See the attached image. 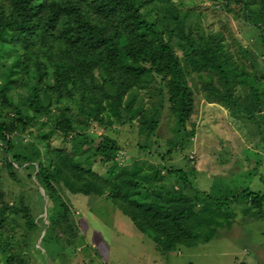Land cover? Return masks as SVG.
I'll return each instance as SVG.
<instances>
[{
	"label": "trees",
	"instance_id": "1",
	"mask_svg": "<svg viewBox=\"0 0 264 264\" xmlns=\"http://www.w3.org/2000/svg\"><path fill=\"white\" fill-rule=\"evenodd\" d=\"M209 1L257 27L264 46V0ZM196 9L183 0H0V169L13 177L27 172L45 194L38 218L25 198L9 201L0 187V264H43L42 250L53 259L74 242L78 225L62 189L110 199L166 254L230 228L239 198L244 214L264 219V192L215 195L193 185L194 165L165 164L195 134L194 124L186 128L192 74L207 102L226 108L238 109L236 87H248L246 113L264 117V69L258 75L238 65L224 36L207 32ZM166 106L179 137L157 164H121L114 138L88 135L93 124H138L148 139ZM55 134L63 145L51 144ZM95 163L108 166L104 174Z\"/></svg>",
	"mask_w": 264,
	"mask_h": 264
},
{
	"label": "rangeland",
	"instance_id": "2",
	"mask_svg": "<svg viewBox=\"0 0 264 264\" xmlns=\"http://www.w3.org/2000/svg\"><path fill=\"white\" fill-rule=\"evenodd\" d=\"M186 7L197 8L200 20L209 33L219 32L224 36L226 49L238 65L249 71L264 69L263 37L250 24L237 20L213 6L209 0H183ZM249 50V55L242 50ZM262 60V61H261ZM188 83L194 93V111L186 128L194 124L195 134L190 144L177 150L165 159L167 166H195L193 185L215 195L229 197L241 190L264 192V117L245 111L244 95L248 87L237 86L239 95L237 108H226L217 103H209L201 90V81L192 74ZM151 98L147 101H154ZM264 115V106L260 111ZM175 119L167 106L162 111L159 127L148 139L139 133L138 124L113 125L103 130L96 124L88 132L95 137L107 133L120 146L118 162L131 164L133 161L160 162L158 153H164L169 141L179 135L173 130ZM41 127L33 126L34 131ZM25 141V138H24ZM50 142L54 146L63 145L55 134ZM140 145H148L147 150ZM1 162V161H0ZM193 163V164H190ZM107 165L94 164L101 174ZM178 185L175 180L171 181ZM0 187L7 192V200L25 198L36 216H45V206L39 208L37 201L43 190L27 172L19 171L11 176L6 169H0ZM62 197L73 211L78 225V236L57 256L37 258L43 264H264V219H255L244 214L246 204L243 198L233 204L235 217L230 228L218 229V234L207 243L196 246H182L176 251L162 253L154 243L135 228L131 220L117 208L110 199L96 195L74 194L61 190ZM264 207V203H263ZM42 236V234H41ZM40 235L36 244L40 246ZM34 261H36L34 257Z\"/></svg>",
	"mask_w": 264,
	"mask_h": 264
},
{
	"label": "water",
	"instance_id": "3",
	"mask_svg": "<svg viewBox=\"0 0 264 264\" xmlns=\"http://www.w3.org/2000/svg\"><path fill=\"white\" fill-rule=\"evenodd\" d=\"M42 194L44 195V197H45V194H44V192H42ZM42 235H43V233H42Z\"/></svg>",
	"mask_w": 264,
	"mask_h": 264
},
{
	"label": "built area",
	"instance_id": "4",
	"mask_svg": "<svg viewBox=\"0 0 264 264\" xmlns=\"http://www.w3.org/2000/svg\"><path fill=\"white\" fill-rule=\"evenodd\" d=\"M261 58L264 60V55Z\"/></svg>",
	"mask_w": 264,
	"mask_h": 264
}]
</instances>
